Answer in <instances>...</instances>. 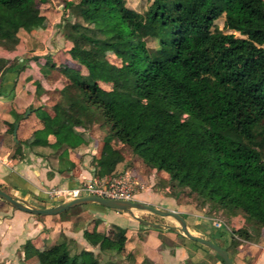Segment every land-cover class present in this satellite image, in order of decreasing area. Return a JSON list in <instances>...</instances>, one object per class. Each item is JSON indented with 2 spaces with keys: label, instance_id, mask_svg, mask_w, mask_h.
I'll return each mask as SVG.
<instances>
[{
  "label": "trees",
  "instance_id": "trees-1",
  "mask_svg": "<svg viewBox=\"0 0 264 264\" xmlns=\"http://www.w3.org/2000/svg\"><path fill=\"white\" fill-rule=\"evenodd\" d=\"M31 2L49 0H0V72L15 67L18 75L29 74L38 104L28 108L51 109L53 118H43V126L54 143L66 145L61 154L76 157L104 132L91 160L94 176L111 179L121 163L165 173L176 196L183 193L187 204L207 205L225 219L202 236L221 237L215 243L236 264L237 246L264 236V0H149L142 10L125 0L68 1L76 16L70 24L75 33L66 35L70 46L40 53L24 42L17 19ZM221 15L238 35L213 31ZM102 45L122 63H111ZM73 130L81 138L75 147L67 141ZM33 142L51 153L57 149L37 137ZM23 144H15L13 159ZM92 223L83 238L99 254L138 264L127 229L105 234L96 230L97 220ZM25 257L37 264H83L67 241L48 248L27 242Z\"/></svg>",
  "mask_w": 264,
  "mask_h": 264
},
{
  "label": "crops",
  "instance_id": "crops-1",
  "mask_svg": "<svg viewBox=\"0 0 264 264\" xmlns=\"http://www.w3.org/2000/svg\"><path fill=\"white\" fill-rule=\"evenodd\" d=\"M28 75V73L18 75L15 67L0 72V188L35 206L49 207L56 203H50L52 199L49 193L52 189L78 186L90 176H94V167L88 168L91 171L89 175L86 169L83 148L78 149L76 157L73 152H68L66 156L61 154L66 145L60 147L57 143H54V137L43 126V118H53V113L48 106L38 110L28 108L31 103L38 104L32 96L33 88L30 87V81L26 80ZM9 123H13V129L14 124L17 123L15 136L13 130L9 133ZM36 137L43 142H53L54 147L57 148L56 151L51 153L52 151L49 148L34 143L33 140ZM18 141H27V144L22 145V155L13 159L11 154ZM67 141L75 147L74 130ZM90 145L89 142L88 147ZM80 152L82 153L81 156L79 155ZM92 154L91 157L88 155L89 163L95 155ZM121 164L117 165V172H119ZM135 177L141 187L135 194L136 200L185 214L191 232L201 236L211 235V231L204 232L202 226L195 225L199 223V220L191 211L190 204H178L176 194L173 197H165L154 192V189H152L153 180L155 181L154 175L149 174L147 176L138 173ZM166 200H169V202L165 203ZM2 203L7 204L0 199V218H3L2 214L7 217L0 220V225L10 227L9 234L16 232L11 227L15 220L27 224L32 221L31 225L40 222V220L36 221L31 217L36 215L15 209L9 204L8 207H2ZM90 206V210L93 211L102 208V206L96 204H90ZM48 220L42 221L47 223ZM147 221L153 224L157 223L160 226L147 225L142 222L140 225L139 222H135L126 228L130 246L134 251V260L138 264H222L217 257L211 256L205 248L197 247L192 240L183 239L182 236L168 231V228L165 227V225L178 227V224H172L169 221H163V223ZM176 232L179 231L176 230ZM212 237L219 242L223 241L219 236ZM261 238H264V236L259 239ZM259 241L257 243L242 242L239 244L233 254L236 264H245L241 259V256L244 255L253 256L250 264H261L259 256L252 253L256 250Z\"/></svg>",
  "mask_w": 264,
  "mask_h": 264
},
{
  "label": "rangeland",
  "instance_id": "rangeland-1",
  "mask_svg": "<svg viewBox=\"0 0 264 264\" xmlns=\"http://www.w3.org/2000/svg\"><path fill=\"white\" fill-rule=\"evenodd\" d=\"M68 1H77V0H49L47 4L41 3H28L25 11V15L17 16V19L23 23L20 34L24 42L28 45L33 53H40L43 51H59L63 48L69 47L70 42L67 38V34L75 33V30L71 28L70 24L76 21L75 9L72 7L66 6ZM126 5L135 10H142L148 4L149 0H125ZM214 32H233L226 28L225 17L221 15L217 18L212 27ZM238 35L237 32H233ZM150 45H155L156 42L152 41ZM103 51L106 53L108 60L116 65L122 63L121 59L117 58L107 46H101ZM13 53L10 52L8 56H12ZM175 77L178 80H183L179 73L175 74ZM95 114L94 110L91 109L90 115ZM104 132L99 133L96 140H90V147H86L85 159H86V169L89 172V167H92L91 162L89 163V156L91 157L94 153L95 157L99 154V139L102 138ZM79 136L75 135V144H79ZM81 151V152H82ZM95 151V152H94ZM124 153L126 155L130 154V151L127 147L124 146ZM79 153L82 154V153ZM89 155V156H88ZM81 156V155H80ZM78 157V156H77ZM131 165L122 163L119 168L118 175H128V172L132 178L137 183L134 186L135 194L137 190L141 187L135 175L138 173L141 175L149 174L154 175L155 181L153 180L152 189L158 195H163L165 197H173L177 189H173L174 186H171L170 183H166L163 177H166L165 173L157 175L155 173L146 174L144 168L137 169ZM125 171V172H123ZM134 171V172H133ZM138 172V173H137ZM134 173V174H133ZM134 176V177H133ZM92 177L90 176L84 181H88ZM151 178H153L151 176ZM143 190V188H142ZM135 198V197H134ZM187 197L185 194L181 193L177 195L176 201L178 204H186ZM168 203L169 200L164 201ZM50 204V203H48ZM2 207H8V204H1ZM10 207V206H9ZM90 205H81L70 208L64 212L54 214V215H36L31 216L36 221L40 220L39 223L31 225L30 221L28 224L22 221H13L11 225L12 229L14 228L16 232L14 234H9L10 227H5L3 224L0 225V264H37L35 258L26 259L25 257V245L27 242L33 243L37 248H48L54 243L67 241L69 251L71 254H78V260L83 264H102L104 260L107 259V255L99 254L96 246H92L83 238L84 229H92L93 223L92 220H97L99 224L96 227L98 232H103L109 234L111 231L123 230L127 227L133 225V223L140 222L134 219L127 212H120L113 209L104 208L101 210L93 211L90 210ZM191 211L199 223L195 224L203 227V231H213V226L211 219L217 217L223 222H226L225 219L217 214L215 210L209 209L206 205L203 208H196L191 205ZM134 214L140 218L151 220L154 222L163 223V221H169L172 224H178L172 218L158 217L153 213H149L142 210H133ZM4 220L7 216L2 214ZM49 219L48 222H43L42 220ZM157 224V223H154ZM5 227V228H4ZM226 229H229L230 226L227 224ZM213 236H217L216 233ZM213 242L219 243L214 237H210ZM261 240V241H259ZM258 246L253 254L256 253L260 259V263L264 264V238L259 239ZM208 253L211 256L217 257L215 252L210 249H207ZM127 250L123 249L122 254H126ZM253 259V256H248V259H245V264H250V260ZM106 264H133L129 259H120L112 258L106 260Z\"/></svg>",
  "mask_w": 264,
  "mask_h": 264
},
{
  "label": "water",
  "instance_id": "water-1",
  "mask_svg": "<svg viewBox=\"0 0 264 264\" xmlns=\"http://www.w3.org/2000/svg\"><path fill=\"white\" fill-rule=\"evenodd\" d=\"M28 112V110H27ZM16 128L17 123L14 124L13 135H16ZM0 199L4 200L7 204L11 207L33 214V215H54L61 212H64L70 208L81 206V205H90L96 204L102 206L104 208L113 209L117 211H126L128 212L134 219L147 224V225H154L160 226L159 224H153L149 221H146L138 216H136L133 210H142L153 213L155 215H159L161 217H170L174 219L178 223V227L165 225V227L179 231L183 236L187 239L197 242L198 244L212 250L213 252L217 253L219 257L223 260L224 264H234L232 259L230 258L228 251L223 247L219 246L215 242L204 238L201 235H197L190 231L189 225L186 219L181 215V213L162 209L151 204L139 201V200H123V199H110V198H103L96 195H83L80 197L73 198L68 201H61L56 202V200H50V203H54L52 206L49 207H38L24 199H20L14 197L13 195L3 191L0 189Z\"/></svg>",
  "mask_w": 264,
  "mask_h": 264
},
{
  "label": "built area",
  "instance_id": "built-area-1",
  "mask_svg": "<svg viewBox=\"0 0 264 264\" xmlns=\"http://www.w3.org/2000/svg\"><path fill=\"white\" fill-rule=\"evenodd\" d=\"M136 184L137 183L129 173L128 175H117L108 180H99L96 177H92L88 181H83L73 188H54L49 193V196L52 200H56V202L68 201L83 195H96L110 199L134 200V186ZM211 223L212 226L216 228L225 225L224 222L217 217H213Z\"/></svg>",
  "mask_w": 264,
  "mask_h": 264
}]
</instances>
